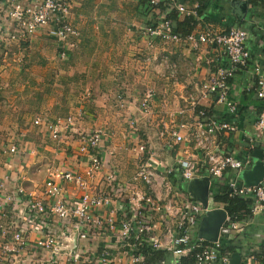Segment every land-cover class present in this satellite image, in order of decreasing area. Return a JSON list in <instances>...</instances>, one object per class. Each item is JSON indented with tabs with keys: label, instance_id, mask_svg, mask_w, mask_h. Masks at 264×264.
<instances>
[{
	"label": "built area",
	"instance_id": "2783aa9c",
	"mask_svg": "<svg viewBox=\"0 0 264 264\" xmlns=\"http://www.w3.org/2000/svg\"><path fill=\"white\" fill-rule=\"evenodd\" d=\"M147 2L153 10L168 5L180 14L197 16V10L189 11L182 0ZM70 17L71 0H0V40L26 43L45 32L57 42L59 58L66 61L74 47L72 40L78 36ZM145 32L164 45L186 42L193 49L200 45L218 47L227 64L218 67L213 80L204 83L201 91L205 97L213 95L233 120H220L199 110L193 123H176L165 136L166 147L173 151L177 145L194 142L205 156L203 163L187 156L168 164L156 156L151 144L139 140L129 149L138 160L136 172L131 180L123 181L106 157L103 144L109 134L105 130L79 131L75 115L54 121L48 117L36 119L34 125L48 140L62 144L73 134L78 146L62 163L46 168L41 196L27 191L23 184L26 175L14 170L25 169L30 160L40 156V151L20 142L3 150L0 250L12 256L6 255L3 262L24 264L20 257L24 253L27 264H39L33 261V254H40L47 264H60L59 260L64 264H150L147 252L162 251L171 259L157 264H230L234 254L223 251V239L226 234L239 231L241 224L227 212L226 204L215 201L213 186L226 184L230 198H253L251 215L264 213V182L247 186L242 180V173L253 166L251 158H238L211 142L221 133L238 131L234 117L239 103L231 97V81L237 71L249 64L248 32L232 27L228 31L210 29L182 37L164 12ZM256 89L258 98L264 100V76L258 77ZM153 98L152 90L144 94L140 102L142 113L150 112ZM122 103L120 108H124ZM82 115L80 112L78 117ZM253 122L255 135L249 141L252 149L255 142L263 140L264 112L254 114ZM136 124L135 120L130 121L132 130H137ZM62 153L66 156L68 151ZM174 174L183 184L209 178L207 206L194 200L186 190H178L172 181ZM218 210H223L226 218L218 240L210 243L199 236V230L206 215ZM31 234L36 236L34 241L29 240ZM254 260L252 254L240 264H252Z\"/></svg>",
	"mask_w": 264,
	"mask_h": 264
},
{
	"label": "crops",
	"instance_id": "0c3cea01",
	"mask_svg": "<svg viewBox=\"0 0 264 264\" xmlns=\"http://www.w3.org/2000/svg\"><path fill=\"white\" fill-rule=\"evenodd\" d=\"M232 1L239 0H205L203 5L196 0H182L189 11L201 8V13L194 16L196 25L187 27L185 19L188 16L175 12L181 23L176 26L183 35L232 27L248 32L249 64L237 71L231 81V97L239 103L234 117L238 131L221 133L211 142L238 158L250 157L253 164L255 152L261 151L264 156V135L261 142H255L254 149L249 144L255 135L254 114L264 112V100L258 98L256 92L258 77L264 76V0H248L245 15L232 7ZM160 15L163 13L151 9L147 0H71L70 18L78 36L72 40L74 47L69 58L60 60V63L70 64V74L83 76L85 82L82 104L86 106L85 110L76 113L75 127L83 132L101 128L109 134L103 144L106 157L123 181L131 180L136 172L138 160L129 149L139 140L151 144L156 156L168 164L187 156L203 163L205 156L196 149L194 142L177 145L173 151L166 147L165 136L176 127V123L188 120L193 123L199 108L208 110L217 119H232L226 107L218 104L213 95L205 97L201 91L204 83L213 80L218 67L227 64L220 49L208 45L193 49L186 42L164 45L150 38L145 30ZM43 38L46 36L40 32L30 42L44 48ZM55 42L51 46L53 49L57 47V53L51 49V59L59 60ZM149 90L154 92V98L150 112L144 114L140 102ZM121 101L124 108H120ZM194 103L197 110H194ZM80 112L83 115L78 117ZM131 120L137 123L136 131L129 125ZM37 136L45 145H40V156L30 160L25 169L17 167L14 170L26 175L23 184L27 191L41 196L42 191L28 189L35 185L34 179L27 177L28 171L41 173L35 176L45 178L46 168L53 163H62L78 146V141L70 134L62 144L55 143L45 138L40 129ZM62 151H68L67 155L64 156ZM240 224L239 231L229 234L236 247L232 253L240 254L244 262L253 254L255 260L252 264H260L255 253L262 250L264 244V213L251 215ZM35 239L33 234L29 236V240ZM6 255L12 258L0 250V264H9L3 262ZM33 255L34 262L46 263L40 254ZM46 256L48 258L49 254ZM20 257L24 264L28 263L27 254L21 253ZM59 263L64 264V261L59 260Z\"/></svg>",
	"mask_w": 264,
	"mask_h": 264
},
{
	"label": "rangeland",
	"instance_id": "374dc122",
	"mask_svg": "<svg viewBox=\"0 0 264 264\" xmlns=\"http://www.w3.org/2000/svg\"><path fill=\"white\" fill-rule=\"evenodd\" d=\"M43 34L44 48L33 41L0 40V162L5 161L3 150L14 143L33 145L40 151L44 144L37 136L36 119L48 117L54 121L85 110L83 76L71 75L70 64L51 59L55 41ZM55 50L57 53V47ZM31 171L27 177L34 179L35 185L28 189L42 191L45 178Z\"/></svg>",
	"mask_w": 264,
	"mask_h": 264
},
{
	"label": "trees",
	"instance_id": "16d2710c",
	"mask_svg": "<svg viewBox=\"0 0 264 264\" xmlns=\"http://www.w3.org/2000/svg\"><path fill=\"white\" fill-rule=\"evenodd\" d=\"M196 1H199V4L203 5V2L205 0H196ZM232 2H234V1H232ZM239 2H242V1L239 0ZM151 9H153V8L151 7ZM159 10L162 13L163 12L168 13V19L173 22V27H174V30L177 34H179L182 37H186V36L192 34V32H190V33H186L183 35V34L178 32V29H177L178 27L176 26V23L177 24H181V23L178 21V18H177L178 14L175 13V12H177L176 10H170L168 5H160ZM169 10H170V12H169ZM200 10H201V8H199L197 10V16L196 17H198L200 15V13H201ZM196 17H194L192 15L186 17V19H185L186 26L187 27H194L197 23V21L195 20ZM229 29H231V28H227V31ZM199 110H205L208 115L213 116L212 114L208 113V110H206V109L199 108ZM199 110L196 111L197 112L196 114H198ZM228 118H225V119L223 118V119L229 120ZM172 181L174 182V185L176 186V188L178 190H185V186L181 182L178 174H174L172 176ZM212 193H213V197H214L215 201L226 204V209L228 210L227 212H229L230 215L236 216L237 220L245 221L251 216V210L254 206L253 198L245 197V196H238L235 198H230L229 197V189L227 188L226 184H223V185L215 184L212 188ZM261 248H262V250H260L259 252H256L255 256H256V259L259 260L260 264H264V244H262ZM224 250L230 251V252L236 251V247L234 245V240H233V238H231L229 236V234H226L224 236V239H223V251ZM146 259H149L150 264H157L160 261H166V260L170 261L171 258H169V255H167L166 253H164L162 251H153V252H147V258ZM159 259H160V261H158ZM188 264H192V262H189Z\"/></svg>",
	"mask_w": 264,
	"mask_h": 264
},
{
	"label": "water",
	"instance_id": "95a60500",
	"mask_svg": "<svg viewBox=\"0 0 264 264\" xmlns=\"http://www.w3.org/2000/svg\"><path fill=\"white\" fill-rule=\"evenodd\" d=\"M248 4L249 2L247 1H234L231 3L232 7L238 8L244 15L247 13ZM233 13L235 14L234 10ZM254 158L255 160L251 169L245 170L242 173V180L247 186H256L264 182V156L261 151H257L254 153ZM185 190L194 200L207 206L210 194V179H195L186 184ZM225 218L226 213L223 210L208 213L201 222L199 236L210 243L216 242L219 238ZM241 261L242 256L240 254H234L230 264H240Z\"/></svg>",
	"mask_w": 264,
	"mask_h": 264
}]
</instances>
